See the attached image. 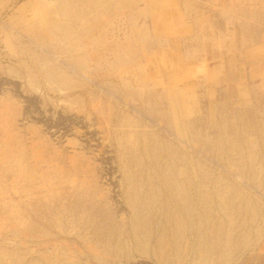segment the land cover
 <instances>
[{
	"label": "rangeland",
	"instance_id": "rangeland-1",
	"mask_svg": "<svg viewBox=\"0 0 264 264\" xmlns=\"http://www.w3.org/2000/svg\"><path fill=\"white\" fill-rule=\"evenodd\" d=\"M0 264H264V0H0Z\"/></svg>",
	"mask_w": 264,
	"mask_h": 264
}]
</instances>
